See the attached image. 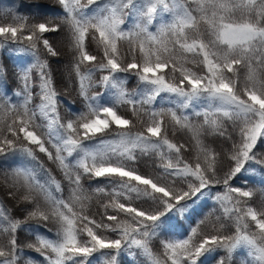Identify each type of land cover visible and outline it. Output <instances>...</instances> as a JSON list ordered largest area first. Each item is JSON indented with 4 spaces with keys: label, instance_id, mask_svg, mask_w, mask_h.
Instances as JSON below:
<instances>
[{
    "label": "snow or ice",
    "instance_id": "obj_1",
    "mask_svg": "<svg viewBox=\"0 0 264 264\" xmlns=\"http://www.w3.org/2000/svg\"><path fill=\"white\" fill-rule=\"evenodd\" d=\"M56 3L58 22L0 20V49L32 56L12 95L0 64V264H264V195L234 183L264 178V0ZM57 32L82 105L65 115Z\"/></svg>",
    "mask_w": 264,
    "mask_h": 264
},
{
    "label": "trees",
    "instance_id": "obj_2",
    "mask_svg": "<svg viewBox=\"0 0 264 264\" xmlns=\"http://www.w3.org/2000/svg\"><path fill=\"white\" fill-rule=\"evenodd\" d=\"M39 6V7H38ZM60 10L59 4L56 3V0H0V20L4 22H11V17L14 15H21L28 18L29 23L34 22L35 20H42L45 17L52 20L53 22H58L55 20V16L57 12ZM129 23H131V18H129ZM47 38L52 42L58 50L61 52L59 57H48L49 64L51 65V69L53 72V77L55 80L56 87L58 91L63 94V99L65 103L60 106L61 115H65L69 108L72 110L80 109L82 107L80 100L81 98L76 92L77 84L75 82V76L73 74L72 78L68 77V71L70 70V52L67 44V40L65 39V34L61 32L57 33H48L46 34ZM126 47V45H125ZM17 45H7L5 48L0 49V64H3L4 68L7 70V77L5 83V90L12 89V92H9V95H12L17 88V83L15 81V77L12 75L17 70V67H23L32 62V56L28 53H20L18 51H13L10 49H16ZM36 75L34 70L33 76ZM136 79L135 77L130 78L127 87L129 90L136 87ZM99 88H93L92 91H100ZM17 102H19V98H16ZM159 103V100H158ZM130 115V113H129ZM135 130V129H134ZM176 142H189L191 141V134L186 132H177L175 136H170ZM41 157L46 160V157ZM13 160H19L20 157L17 155L12 158ZM48 164H52L48 162ZM8 165L4 164L3 167L6 168ZM52 175L56 177V179L61 180L63 182V173L56 167L52 168L48 166ZM253 167L256 169V174L251 175L249 173H244V176H250V179L247 185L244 184L243 179H237L234 183L236 186H244L246 188H251L254 192V196L250 203L253 206H258L260 204L261 196L264 195V178H262L260 174V165L253 164ZM43 179V177H41ZM85 188H88V182H84ZM67 190L63 193L65 197L68 196L66 193ZM91 192V189H89ZM1 195L0 197H2ZM95 200L94 204L91 203V208L93 211L98 207L97 204V196H93ZM211 204V201L209 202ZM211 209H206L209 211ZM17 216H23L22 213L17 212ZM199 219V217L197 218ZM34 223V222H32ZM192 226H195L194 224ZM185 227H188L186 224ZM20 239H28V242H31L32 237H29L28 232L20 231L19 233ZM54 238V236H53ZM155 252L159 253L160 249H153ZM25 254H31L32 258L39 259L41 262L43 261V257L39 255V253L34 252L33 249L25 248ZM223 253H221L222 255ZM237 256H246V252L241 249ZM127 259V258H126ZM139 260L143 261V258H139Z\"/></svg>",
    "mask_w": 264,
    "mask_h": 264
},
{
    "label": "bare ground",
    "instance_id": "obj_3",
    "mask_svg": "<svg viewBox=\"0 0 264 264\" xmlns=\"http://www.w3.org/2000/svg\"><path fill=\"white\" fill-rule=\"evenodd\" d=\"M48 166H50V167H52V168H55V167H54V166H55L54 164H48ZM66 193H68V192H66ZM1 195H3V192H2V190H0V196H1ZM94 201H95V200H94V199H92L91 203H93V204H94V203H95ZM9 206H11V204H9ZM258 206H259V205H258Z\"/></svg>",
    "mask_w": 264,
    "mask_h": 264
}]
</instances>
